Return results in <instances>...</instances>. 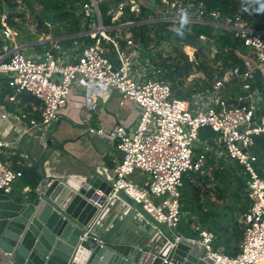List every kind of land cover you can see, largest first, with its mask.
Listing matches in <instances>:
<instances>
[{
    "label": "built area",
    "instance_id": "2783aa9c",
    "mask_svg": "<svg viewBox=\"0 0 264 264\" xmlns=\"http://www.w3.org/2000/svg\"><path fill=\"white\" fill-rule=\"evenodd\" d=\"M103 1L81 0V36L94 42L74 38L69 49L54 42L39 54L25 55L21 48L13 45V32L0 26V79L6 82L9 90L2 98L18 106L16 116L4 111L0 118L11 117L22 128L14 142L0 139V189L10 193L13 184L22 177L21 169H12L3 160L4 150L13 149V154L20 157L22 154L16 144L21 135L43 134L67 107L75 83L78 80L92 82L117 91L120 104L130 102L141 110L130 133L119 131L114 135L121 157L111 171L110 197L122 190L158 222H167L170 226L183 223L182 179L192 173L213 180L207 170L206 149L210 146L220 157L241 168L247 177L248 208L239 218L243 232L238 253L230 256L221 248L215 249V235L201 223L188 220L190 229L200 238L211 264L264 262V179L257 172L258 157L252 152L254 136L264 138V32L251 29L238 16L224 17L219 12L209 11L198 0H124L120 3L113 12L112 23L127 5L135 16L146 6L159 21L175 24L179 23L180 10L191 6L190 24L227 30L246 50L245 55L233 51L244 65L243 69L233 65L223 74L213 73L209 87L182 100L173 95L166 77L170 62L166 60L165 67L155 65L146 47L129 30L138 23L102 24L98 5ZM93 22H97L96 29L89 31ZM149 22L151 19L140 24ZM110 32L114 34L111 36ZM224 51L229 52L228 49ZM256 70L263 76L262 90L252 87ZM233 79L239 82L238 92L232 103L225 105L220 93ZM24 95L30 99L22 100ZM78 106L75 104V108ZM32 112L39 114V120L29 118ZM203 128H210L214 133L211 144L208 141L200 143L199 131ZM89 132L102 133L93 129ZM196 143L202 146V153L197 155L194 152ZM16 165L23 167L20 160ZM136 172L146 176L144 182L132 179Z\"/></svg>",
    "mask_w": 264,
    "mask_h": 264
},
{
    "label": "water",
    "instance_id": "95a60500",
    "mask_svg": "<svg viewBox=\"0 0 264 264\" xmlns=\"http://www.w3.org/2000/svg\"><path fill=\"white\" fill-rule=\"evenodd\" d=\"M55 129L41 136L36 187L20 199L0 189V264L212 263L190 221L170 226L122 190L110 197L112 176H47L45 162L63 148Z\"/></svg>",
    "mask_w": 264,
    "mask_h": 264
},
{
    "label": "crops",
    "instance_id": "0c3cea01",
    "mask_svg": "<svg viewBox=\"0 0 264 264\" xmlns=\"http://www.w3.org/2000/svg\"><path fill=\"white\" fill-rule=\"evenodd\" d=\"M149 10L152 11V9ZM80 21L82 24V18ZM84 27H87V24L84 23ZM82 33L83 30L80 26V32L75 34L68 33L58 38L46 37L40 42L23 44H16L13 36L12 43L21 48L24 53L25 48H27L34 55L48 49L54 42H60L63 47L69 49L74 38L80 37L85 40V37L81 36ZM46 43L49 44V47L45 46ZM40 45H44L42 49L36 48ZM1 46L2 43L0 42ZM8 91L6 82L0 79V115L6 111L16 116L18 106L13 102L6 103L2 98V94ZM21 99L26 101L30 97L24 95ZM120 102L121 98L117 91L99 87L92 82L78 80L69 96L67 107L61 112L58 121L50 126V128H56L54 136L58 143L63 145V148L55 151L51 160L45 162V174L52 178L64 177L73 180L89 176V170H99L101 173L112 176V168L121 157L120 152L116 149L117 142L114 135L119 131L130 133L141 115L140 108L135 104L130 102L120 104ZM75 104L79 105L78 108H75ZM29 118L39 120V114L32 112ZM90 129L100 130L102 133L91 134ZM21 132L22 128L11 117L5 120L0 118V139L12 143L20 136ZM42 135L38 133L21 135L16 147L19 148L23 158L15 156L13 149H7L3 152V160L12 169H21L22 171L24 168H35L40 180L39 169L36 165L44 152V145L41 141ZM18 160L22 162V168L16 165ZM132 179L141 183L145 181L146 176L136 172ZM29 190L24 182L19 179L12 186L10 194L14 198L20 199L25 197ZM192 215L191 212L184 213L183 222L191 220ZM237 247L239 248V245ZM218 248L225 252L223 245Z\"/></svg>",
    "mask_w": 264,
    "mask_h": 264
},
{
    "label": "rangeland",
    "instance_id": "374dc122",
    "mask_svg": "<svg viewBox=\"0 0 264 264\" xmlns=\"http://www.w3.org/2000/svg\"><path fill=\"white\" fill-rule=\"evenodd\" d=\"M13 4H15V7L11 9L6 6L2 7L3 9L0 11V25L13 32L16 44L40 42L41 40H45L46 37L58 38L69 33V21L64 17H59L57 15L58 13H56L55 10H52L51 5L44 6L39 2L33 1L14 2ZM150 18L151 22L148 24L160 22L155 14H152ZM9 23L12 25H9ZM96 25L97 23L93 22V24H91L88 28L89 31L95 30ZM42 26L47 28L46 32L43 31ZM148 30V37L150 36L149 38L152 39L149 40L150 42L146 46L147 55L151 56L152 59L150 60L153 61L155 65H159L161 67L166 66V60L170 62L171 65H169L170 69H168L167 79L171 87L173 83L169 74L174 72L175 67H183L187 62L190 64L191 74L182 79V85H180L181 87L179 89L181 91H188V88L196 85H198L201 89H205L207 86L204 82H208V77L205 73L199 71V65H197L199 62H196L194 58V54L197 49L191 46H180L177 47L178 49L176 51V45H173L172 43L165 44L167 42L157 43V46L155 40L153 39L154 28L148 27ZM138 31L139 30H133L132 32L137 35L140 44L143 45L141 38L135 33ZM113 34L114 32L109 33L111 36ZM85 40L88 39L85 38ZM87 42H89V40ZM42 46L44 45H40L36 48L42 49ZM109 49L112 55V50L110 47ZM203 52L206 61L205 68L208 70V73L211 75L213 73H220L219 68L221 66V62L216 64L212 63L217 52V48L212 44V42L211 46ZM25 55L31 56L32 52L25 48ZM184 57H186V61L184 60ZM238 86L239 82L234 79L225 85L224 90L220 93L225 100V105H230L232 103L233 98L238 92ZM215 148H217L216 145ZM218 151L220 152L221 148H218ZM194 152L196 155L202 153V146H198L196 143L194 145ZM206 152L207 170L210 172L213 180H210V177L204 178L200 176H195L196 178L193 177L189 180H187L188 178L186 179L190 182L193 191H196L198 194V205L201 206V211L197 208L196 200H194V197L191 196L190 189L187 190L189 194V196H187L189 199L184 197V191L186 189L185 183L182 182V186L180 188L181 216H184V213L186 212H191L193 214L190 217L191 220L193 219V221L201 223L203 227L210 230L215 235L216 239L213 242V246L215 249H218V247L222 245V242L218 240V236L221 234L223 228L227 226L230 232L231 228L234 227L233 223L236 220L238 224V233L242 234L243 232V225L239 220L241 212L238 210L242 206H247L248 208V200L246 197L247 185L245 182L244 187H242L239 191V185L236 181V178H239L238 170H234L232 164L224 159L223 156L220 157L216 152H214V149L210 148V146L206 149ZM5 158L6 156L4 159ZM20 158H23V156L21 155ZM259 168L261 172L264 173V165ZM217 172L218 176H216ZM190 175H192V173H188V176ZM203 219L205 220L204 222ZM239 242H233L230 246V250L237 247Z\"/></svg>",
    "mask_w": 264,
    "mask_h": 264
},
{
    "label": "trees",
    "instance_id": "16d2710c",
    "mask_svg": "<svg viewBox=\"0 0 264 264\" xmlns=\"http://www.w3.org/2000/svg\"><path fill=\"white\" fill-rule=\"evenodd\" d=\"M39 2L41 5L52 6V10H55L59 17H64L70 23L68 26L69 33H78L80 32L81 26V0H26L25 2ZM203 2L209 11H216L221 14V16L228 17H239L241 21L245 22L251 29L256 31L264 32V13L261 14H252L250 15L248 12L242 10L241 0H198ZM15 0H0V11L3 9V6L8 8H14L15 4H13ZM124 2V0H104L101 4L98 5V10L100 13V18L102 24L104 26H116L119 24H123L125 22H135L138 23L137 26H132L129 28L130 31L139 30L135 32L142 40L143 46H147L149 44V40H151L149 35L148 27H153V39L158 46L161 42H167L168 44L172 43L176 45L175 50L177 51V47L180 46H191L196 48V52L194 54V58L196 60L197 65H199V71H202L207 75L206 86H210V78L211 74L208 73V70L205 68V55L204 52L208 49L212 44L217 48V52L215 57L213 58L212 63L216 64L221 62L220 73L223 74L225 70H228L233 65H238L241 69H243L244 65L241 60L238 59L233 51H237L241 55H245L246 50L240 46V44L233 39L232 34L224 30L222 28H215L210 25H204L200 23H193L188 26V29H185L183 37L177 35L175 29L179 26V23L172 22H155L151 24H140V22L150 20V16L153 13L151 10L146 8V6H142V10L139 16H135L133 13L129 11L130 5L125 6L124 11L118 19L112 23L111 19L113 17V12L116 7ZM77 11V12H76ZM156 15V14H155ZM158 17V16H157ZM159 19V17H158ZM9 25H12L9 23ZM175 27V29L171 28ZM43 31L46 32L47 28L42 26ZM87 29V27H86ZM190 29V30H189ZM137 37V35H136ZM204 38V40L201 39ZM78 40H83L82 38H77ZM93 40H90L89 43H93ZM158 43V44H157ZM46 47H49V44H45ZM228 49L229 52H225L224 50ZM186 61V57H184ZM191 74L190 64L186 62L183 67H175L174 72L170 73V78L172 79V87L171 91L173 95L182 100H187L190 98V94H193L195 91L201 89L198 85L194 87L188 88V91H181L179 88L182 85V79L188 77ZM168 75V76H169ZM167 77V75H166ZM263 76L259 70L255 71V81L252 83V87H257L259 89H263ZM214 138V133L210 128H203L199 131V139L201 142L208 141L211 144V140ZM252 152L258 156V161L256 163V167H262L264 165V138L261 136H254V146L252 148ZM233 169H237L239 172V178H236V181L239 185V191L244 187L245 182L247 183V177L243 174L242 169L237 165H232ZM223 170V169H222ZM220 172V171H219ZM259 176L264 179V173L261 172L260 168L257 170ZM196 174H192L190 176H185L182 179V182L185 183V191L184 197L189 199L188 189H190V194L196 200L197 208L201 211V206L198 205V197L197 192L193 191V188L190 185V182L187 180L191 178H196ZM218 176V172L216 174ZM188 178V179H187ZM187 179V180H186ZM21 180L24 182L25 186H27L30 190H33L39 180V175L36 172L35 168H24L22 169V177ZM247 185V184H246ZM191 187V188H190ZM188 195V196H187ZM237 197V195H236ZM191 198V197H190ZM247 210V206H242L239 208V212L241 214ZM205 220L203 219V222ZM234 227L231 228L229 232L228 227L223 228L221 234L218 236V240L222 242L224 246L225 253L230 256H235L238 253V247L233 248L230 252V246L233 242H239L242 239V234L238 233L237 227L238 224L236 220L234 221Z\"/></svg>",
    "mask_w": 264,
    "mask_h": 264
},
{
    "label": "clouds",
    "instance_id": "9594fccd",
    "mask_svg": "<svg viewBox=\"0 0 264 264\" xmlns=\"http://www.w3.org/2000/svg\"><path fill=\"white\" fill-rule=\"evenodd\" d=\"M241 7L243 11L248 12L250 15L261 14L264 13V0H241ZM189 8H182L179 12V26L175 31L181 37H183L185 29H188L191 23Z\"/></svg>",
    "mask_w": 264,
    "mask_h": 264
},
{
    "label": "bare ground",
    "instance_id": "6f19581e",
    "mask_svg": "<svg viewBox=\"0 0 264 264\" xmlns=\"http://www.w3.org/2000/svg\"><path fill=\"white\" fill-rule=\"evenodd\" d=\"M258 264H264V262H260V263H258Z\"/></svg>",
    "mask_w": 264,
    "mask_h": 264
}]
</instances>
